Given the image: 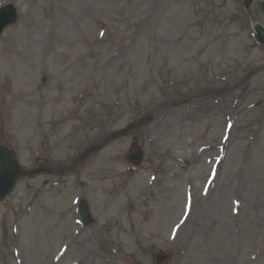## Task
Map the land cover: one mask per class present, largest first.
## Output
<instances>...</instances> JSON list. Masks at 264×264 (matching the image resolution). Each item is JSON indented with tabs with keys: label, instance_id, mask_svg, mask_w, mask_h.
<instances>
[{
	"label": "rangeland",
	"instance_id": "374dc122",
	"mask_svg": "<svg viewBox=\"0 0 264 264\" xmlns=\"http://www.w3.org/2000/svg\"><path fill=\"white\" fill-rule=\"evenodd\" d=\"M243 1L0 0L19 12L0 38V146L26 170L0 203V264H264V46ZM177 94L194 96L180 119L148 131L139 114ZM196 103L225 106L185 119Z\"/></svg>",
	"mask_w": 264,
	"mask_h": 264
},
{
	"label": "bare ground",
	"instance_id": "6f19581e",
	"mask_svg": "<svg viewBox=\"0 0 264 264\" xmlns=\"http://www.w3.org/2000/svg\"><path fill=\"white\" fill-rule=\"evenodd\" d=\"M184 62H185V60H184ZM182 64H184V63H182ZM187 75L188 74H185L181 77V82L183 83V87L186 86V83H187L186 82L187 81L186 76ZM148 86H149V83H142L139 87V90L147 89ZM257 90H258V87L256 85H252L249 89H247V93L242 98V101L246 102L247 98H253L252 93L256 92ZM145 92H146V90H145ZM187 95H190V94L181 92V94L179 96L184 97ZM192 96H188L187 100H184L183 102H181V104H179L176 101V98L178 97V94H177L176 97L167 98L165 101L160 102L155 107L151 106L150 110L143 112V113H140L139 117L146 119L143 122H145V125L147 124L146 127H148V131L150 130L154 134H156V131L164 130L167 128L171 129V127H173L172 126L173 125L172 120L177 119V118L180 119L179 115H177L178 114L177 110L181 109L183 106H185V104H188L189 100L192 101L193 97H194V96L193 97ZM151 100H153V97L151 98ZM222 100H223L222 98L217 100L219 102L218 106L221 105ZM224 106L225 105L217 107L216 109H214V107H215V103H214L213 107L209 106L207 108H204L203 111H200V105L196 103V106L193 107V111L189 114L188 113L185 114V119H190L191 121H193V120H199L200 118H203V119L208 118V115H210L212 113V111H217V110L223 109ZM171 109H172V111H171ZM175 109H177V110H175ZM234 110H236V107L234 108ZM247 110L248 109H246V106L244 104L241 105V107L238 109L239 112L245 113V117L250 116L252 118L256 114V111H248L247 112ZM122 115H123V113L120 114V116H122ZM121 119L122 118H120V120ZM209 122H211V121L209 120ZM109 139L110 138H107L108 141H109ZM79 144H80V142L77 141L75 146H79ZM219 157H220V160H223L225 158V153L222 151L220 153ZM176 159H177L176 162H182L180 159H178V158H176ZM220 170H221V168H220ZM254 189H257V188H254ZM197 200L200 201L201 199H197ZM193 204H194V202L192 203V205ZM171 218H173V217H171Z\"/></svg>",
	"mask_w": 264,
	"mask_h": 264
},
{
	"label": "water",
	"instance_id": "95a60500",
	"mask_svg": "<svg viewBox=\"0 0 264 264\" xmlns=\"http://www.w3.org/2000/svg\"><path fill=\"white\" fill-rule=\"evenodd\" d=\"M246 4L248 8H250L252 0H247ZM16 16L17 12L13 7L3 8L0 11V34L5 26L11 24L16 19ZM256 28L260 34L258 36L259 40L264 43L263 29L259 25H256ZM2 152L6 158L3 159L4 165L2 164V170L0 171V200L7 196L13 190L12 188L15 185V180L13 178L14 169L11 166V161H14V158L10 153L4 151ZM139 156L141 159L142 155ZM5 160H7V162Z\"/></svg>",
	"mask_w": 264,
	"mask_h": 264
}]
</instances>
